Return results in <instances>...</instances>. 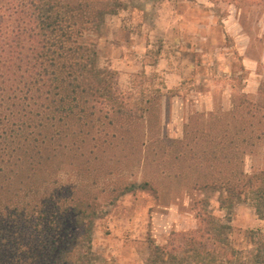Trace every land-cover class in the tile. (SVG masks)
Returning <instances> with one entry per match:
<instances>
[{
	"label": "rangeland",
	"instance_id": "1",
	"mask_svg": "<svg viewBox=\"0 0 264 264\" xmlns=\"http://www.w3.org/2000/svg\"><path fill=\"white\" fill-rule=\"evenodd\" d=\"M80 1L89 22L79 42L115 73L121 103L141 116L142 156L154 139L165 153L163 161H117L99 180L91 196L105 215L86 264H146L152 244L181 253L202 226L199 209L229 225L224 237L237 256L264 255V220L243 200L228 220L227 193L212 184L232 169L264 172V0ZM146 181L154 191L118 194Z\"/></svg>",
	"mask_w": 264,
	"mask_h": 264
},
{
	"label": "trees",
	"instance_id": "2",
	"mask_svg": "<svg viewBox=\"0 0 264 264\" xmlns=\"http://www.w3.org/2000/svg\"><path fill=\"white\" fill-rule=\"evenodd\" d=\"M81 10L80 0H0V264H86L94 223L105 215L91 196L99 180L117 161L164 159L159 139L142 156L134 131L141 116L121 103L115 73L98 68L95 51L79 42L89 22ZM212 184L227 193L228 220L242 200L264 220V172L232 169ZM146 188L154 191L153 182L118 194ZM199 212L202 226L186 249L152 244L146 264H264L259 252L237 256L229 225Z\"/></svg>",
	"mask_w": 264,
	"mask_h": 264
}]
</instances>
